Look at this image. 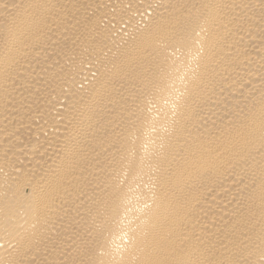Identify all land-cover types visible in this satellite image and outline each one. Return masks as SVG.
<instances>
[{
	"label": "bare ground",
	"instance_id": "1",
	"mask_svg": "<svg viewBox=\"0 0 264 264\" xmlns=\"http://www.w3.org/2000/svg\"><path fill=\"white\" fill-rule=\"evenodd\" d=\"M0 264H264V0H0Z\"/></svg>",
	"mask_w": 264,
	"mask_h": 264
}]
</instances>
